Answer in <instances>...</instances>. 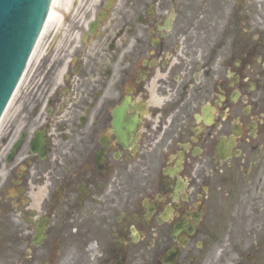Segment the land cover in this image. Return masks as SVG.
<instances>
[{
    "label": "flooded vegetation",
    "instance_id": "1",
    "mask_svg": "<svg viewBox=\"0 0 264 264\" xmlns=\"http://www.w3.org/2000/svg\"><path fill=\"white\" fill-rule=\"evenodd\" d=\"M78 6L0 136V264H264V0Z\"/></svg>",
    "mask_w": 264,
    "mask_h": 264
},
{
    "label": "water",
    "instance_id": "2",
    "mask_svg": "<svg viewBox=\"0 0 264 264\" xmlns=\"http://www.w3.org/2000/svg\"><path fill=\"white\" fill-rule=\"evenodd\" d=\"M50 3L51 0H0V117L41 32Z\"/></svg>",
    "mask_w": 264,
    "mask_h": 264
},
{
    "label": "rangeland",
    "instance_id": "3",
    "mask_svg": "<svg viewBox=\"0 0 264 264\" xmlns=\"http://www.w3.org/2000/svg\"><path fill=\"white\" fill-rule=\"evenodd\" d=\"M60 2H61V5H66L67 0H60ZM73 2H74V0L71 1L66 14L76 10L72 6ZM79 2L82 4L84 2V0H79ZM79 22H81V18L79 19ZM72 31L70 30V27L65 22H63L58 28L56 27L55 24H50L46 28L42 38L40 39V42L38 45V50H37L36 54L34 55V57L32 58V61L30 62L27 73H26L24 79L22 80V83L18 89V92L15 96V99L18 98L21 94L24 93V91L26 89L29 88L30 82L32 81V78H33V74L36 72L37 66L40 64V59L43 56L42 53L44 52L47 44L50 41L51 42L57 41L58 44H60V45L65 44L69 38H73V37H74V41H76L75 35H77V34H76V32H74V31L72 32ZM54 33H55V36H54ZM53 37H56V38H54L55 40H51ZM6 118H7V115H6L5 119L2 121V125L0 126V135H1L2 130H3L2 129L3 125H4L5 121L7 120Z\"/></svg>",
    "mask_w": 264,
    "mask_h": 264
},
{
    "label": "bare ground",
    "instance_id": "4",
    "mask_svg": "<svg viewBox=\"0 0 264 264\" xmlns=\"http://www.w3.org/2000/svg\"><path fill=\"white\" fill-rule=\"evenodd\" d=\"M71 1L72 0H67L66 5H61L60 0H54V3L52 4V8H51V11L49 13V16H48V19H47V23H46V25L44 27L42 35L44 34L46 28L50 24H55L56 27H57V26H59L62 23L63 18H64V12L68 10Z\"/></svg>",
    "mask_w": 264,
    "mask_h": 264
}]
</instances>
